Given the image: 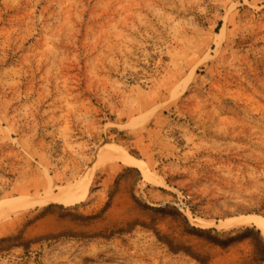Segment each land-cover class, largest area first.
<instances>
[{"label":"rangeland","instance_id":"1","mask_svg":"<svg viewBox=\"0 0 264 264\" xmlns=\"http://www.w3.org/2000/svg\"><path fill=\"white\" fill-rule=\"evenodd\" d=\"M248 214L264 0H0V264H264Z\"/></svg>","mask_w":264,"mask_h":264},{"label":"bare ground","instance_id":"2","mask_svg":"<svg viewBox=\"0 0 264 264\" xmlns=\"http://www.w3.org/2000/svg\"><path fill=\"white\" fill-rule=\"evenodd\" d=\"M108 146L109 147H107L103 152V155L105 156V158L122 160L124 162H135L134 159L126 151L122 150L121 148H118L115 146H110V145H108ZM86 191H87V185L85 187L80 186V187L75 188L73 190L71 189V191H67V192L65 191L64 192L65 198H64V200L63 199L62 200L66 203H75V202L79 201L84 196ZM35 203H36L35 201L33 202L30 199L25 198V197H16V198L10 199L9 201L4 202L2 205H7L8 209H10V208L17 209L19 207H23L26 205L32 206ZM236 218H238V220H237L238 222L254 223V224L260 226L261 228H263V230H264V217L261 215L248 214V215H245V216L243 215V216L236 217ZM238 222H237V224H238ZM226 223H227V221H226ZM229 225H231V224H229Z\"/></svg>","mask_w":264,"mask_h":264},{"label":"trees","instance_id":"3","mask_svg":"<svg viewBox=\"0 0 264 264\" xmlns=\"http://www.w3.org/2000/svg\"><path fill=\"white\" fill-rule=\"evenodd\" d=\"M247 229H248V227H247ZM258 245H259V247H261L262 249L264 248V243H263L262 241H260V240H258ZM262 258L264 259V255H262Z\"/></svg>","mask_w":264,"mask_h":264}]
</instances>
